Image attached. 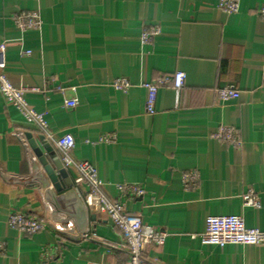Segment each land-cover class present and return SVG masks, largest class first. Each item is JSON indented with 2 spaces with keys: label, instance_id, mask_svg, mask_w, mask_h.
<instances>
[{
  "label": "crops",
  "instance_id": "1",
  "mask_svg": "<svg viewBox=\"0 0 264 264\" xmlns=\"http://www.w3.org/2000/svg\"><path fill=\"white\" fill-rule=\"evenodd\" d=\"M218 3L0 0L2 72L26 89L27 103L44 114L54 138H74L72 157L94 167L109 198L119 199L116 185L144 189L141 199L124 203L166 232L162 246L146 248L144 257L155 264H264V245L200 241L209 216H239L247 228L264 231V21L257 14L264 0H239L232 14ZM30 11L38 12L39 28L19 30L14 17ZM151 26L160 33L142 45L141 32ZM177 71L185 74L183 87L159 88L154 114L146 113L142 84ZM116 78H126L129 89L114 90ZM225 86L238 95L220 101L216 90ZM71 97L74 108L63 102ZM220 126L234 128L240 144L213 138ZM40 136L0 95V264H125L126 245L105 214L85 208V233L93 238L69 239L47 222L43 186L31 180L35 167L42 170L33 143L52 165ZM104 136L112 141L100 142ZM188 172L197 174L192 185L184 183ZM248 191L259 207L244 206ZM13 210L46 227L20 234L7 225ZM43 248L51 250L48 259Z\"/></svg>",
  "mask_w": 264,
  "mask_h": 264
},
{
  "label": "built area",
  "instance_id": "2",
  "mask_svg": "<svg viewBox=\"0 0 264 264\" xmlns=\"http://www.w3.org/2000/svg\"><path fill=\"white\" fill-rule=\"evenodd\" d=\"M219 9L225 13H236L239 8V0H219ZM259 18L264 21V6L257 9ZM14 24L19 30H36L40 26L38 12H21L14 17ZM160 33L157 26L144 28L141 32V44H147ZM28 53V52H24ZM185 74L183 72H174L173 74H164L156 77L150 82L143 83L142 87L146 90L145 112L154 114V100L157 90L161 87L171 85L176 93L183 87ZM111 86L116 91H126L130 83L126 78H116ZM60 92L63 89L57 86ZM25 88H19L12 85L2 72L0 67V95L6 104L11 105L21 116L23 122L34 126L39 130L45 142L51 143L60 154V161L65 170L72 173V188L86 209L93 210L95 213L105 214L111 224L119 230L127 248L128 259L125 264H155L144 257L147 247H160L166 239V232L146 225L141 218L135 214H130L126 208L124 200L134 201L141 199L145 191L139 185H116L115 189L119 199L109 198L103 190V185L99 181L96 171L92 165L87 162L76 160L71 152L74 149V138L70 134L53 137L50 133L44 114L37 112L25 99ZM36 92L37 89H30ZM216 95L220 101H227L238 95V90L234 86H225L216 90ZM64 105L68 108H74L78 105L75 97L65 98ZM212 137L216 140L230 145L238 146L240 144L239 136L232 127L220 126ZM100 142H111V136L100 138ZM185 184H194L197 181L195 172H188L183 176ZM244 206L259 207L256 195L248 191L242 197ZM7 225L24 236H32L46 227L44 220L23 213L19 210H13L8 214ZM84 238L95 237L94 233H85ZM200 241L204 245H214L223 247L228 244L234 245H264V231L254 228H247L243 219L239 216H209L205 220V226ZM2 246L0 245V250ZM43 258L52 256L50 248L42 249Z\"/></svg>",
  "mask_w": 264,
  "mask_h": 264
},
{
  "label": "water",
  "instance_id": "3",
  "mask_svg": "<svg viewBox=\"0 0 264 264\" xmlns=\"http://www.w3.org/2000/svg\"><path fill=\"white\" fill-rule=\"evenodd\" d=\"M39 141L42 142L45 152L52 160V165L48 163L42 150L33 143L32 149L42 170L35 167L31 180L39 182L43 186V199L48 211L47 222L58 233L72 240L78 239L83 236L87 227L86 209L71 189L72 183L60 159L52 152L43 136L39 137ZM41 171L44 172V175ZM57 176L65 180V186L68 189L66 192L62 193Z\"/></svg>",
  "mask_w": 264,
  "mask_h": 264
}]
</instances>
